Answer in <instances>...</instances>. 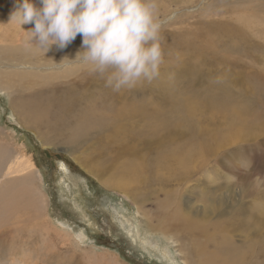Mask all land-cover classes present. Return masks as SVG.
I'll list each match as a JSON object with an SVG mask.
<instances>
[{
  "label": "rangeland",
  "instance_id": "rangeland-1",
  "mask_svg": "<svg viewBox=\"0 0 264 264\" xmlns=\"http://www.w3.org/2000/svg\"><path fill=\"white\" fill-rule=\"evenodd\" d=\"M31 2L41 6L40 0ZM22 3L0 0L8 7L6 19L0 20V75L16 85L0 90V163L1 156L9 160L0 169V198L22 182L35 185L41 199L37 215L16 211L0 225V264H264V0H158L164 60L154 81H167L173 89L164 98L162 90L154 92L150 101L139 98L144 85L137 84L130 90L135 96L124 105L141 104L147 112L162 109L166 99V110L176 115L177 97L186 98L193 108L186 113V137H172L170 149L187 151L188 158L183 171L174 166L152 172L137 187L124 181V186H106L115 153L106 157L101 147L95 149L96 132L71 146L60 138L67 131H49L41 121L27 126L14 107L19 96L26 99L55 87L61 94L75 92L88 115L106 88L105 79L81 59L73 61L82 51L79 34L65 49L54 45L45 55L4 49L9 44L1 38L3 31L11 33L15 26L21 33L34 24L22 29L7 24ZM216 25L239 28L244 37L222 42L226 39L207 30ZM181 35L202 41L206 53L199 58L173 51L171 42ZM247 49L262 61L230 64L245 59ZM216 52L229 61H211L209 53ZM32 59L41 64H24ZM21 71L33 73L26 86L13 76ZM132 122L121 124L129 131ZM8 167L15 172L4 176Z\"/></svg>",
  "mask_w": 264,
  "mask_h": 264
},
{
  "label": "bare ground",
  "instance_id": "bare-ground-1",
  "mask_svg": "<svg viewBox=\"0 0 264 264\" xmlns=\"http://www.w3.org/2000/svg\"><path fill=\"white\" fill-rule=\"evenodd\" d=\"M7 8L6 6L0 5V20L2 21L6 19L3 12H6L8 10ZM9 22L10 21L7 20V24H9ZM2 26L0 25V31ZM26 26L30 27L21 30V33L16 31L15 26L11 29V33H6V31L1 33V38H6L9 44L8 46L4 45L5 50L17 51L19 48H28L23 46L26 45L28 39V34L25 32L33 29L34 24ZM207 30L212 34H216V36H220L221 40L226 39L222 42L229 41L228 43L230 44H232L234 40L241 41L244 37V34L239 31V28L228 25H216L208 27ZM177 38L178 39L174 42L170 41L173 51L178 53H190L192 56H200L199 58H201V52L206 53V47H202V41L198 42L199 40L195 39H191L190 41L184 40L182 35ZM167 45L170 46V44ZM209 45L214 46L215 42L209 43ZM231 50L234 51V49ZM244 53L246 54L245 59L240 57L234 58L230 61V64H234L235 60L237 64H242L245 63L246 60L250 63H255L261 62L263 59L259 56H251L248 49L244 50ZM209 54L212 57L210 60L213 62L227 63L229 61L228 56H217L218 52ZM31 62H34L33 65L41 64L39 60L35 59L31 61L26 60L24 64L27 65L26 63L30 64ZM227 72L228 71L225 72V76ZM32 74V71H21L13 73V76L20 80L22 79L26 86V79L30 78ZM4 76L12 77L11 74ZM139 84L144 85V89H142L143 92L140 90L137 91L139 98L142 99L144 96H149L150 101L154 100L152 99L154 92L162 90L163 97V95L167 96V92H172L173 89V87L170 89V84L167 81L156 82V80H152L151 82L145 81V83L142 82ZM13 86L16 85L9 81H3L0 75V90H10ZM130 90L131 89H127L125 91L129 95L127 96L121 91H113L110 87L104 88L99 95L100 103L91 106L93 111H90L88 115H86V108L82 107L75 92L68 91L61 94L55 87L46 89V93L31 94L26 99L19 96L17 100L20 102L14 104V107H17L16 109H18L27 126L34 127V123H39L41 121L49 131H67V134L60 135V138L62 137L61 140L71 146L76 147L79 141L84 142L85 139L88 140L89 137L96 132L94 140L96 141L95 149L101 147L106 157H111L115 153V156L109 161L108 171H110L111 174L109 179L105 181L106 186H108L107 183L110 182H116L124 186L126 185L124 182H126L128 185L137 187V185L139 186V184L146 181L148 179L147 177H149L152 172H168L171 171L174 166L177 167L175 169L178 171L184 170V165L188 158L187 151L174 154L172 149H170L171 138L174 136H177L179 139H183L184 136L186 137V131L183 130L184 123H188L186 113L193 111V108L189 106V101H186V98H181L179 95L175 96H179L177 98L180 100V103L177 104L180 105V107L177 109L176 115H174V109L173 113L171 109L166 110L168 104L166 99L163 100L162 109L164 110H155L157 107H154L155 109H151V111L147 110L146 112L145 106H141V104L139 106L136 104L135 106L137 107H128L124 105L125 101L131 100L136 94L135 92L130 93ZM119 104L122 106H118ZM124 119H127L128 122H130V120L133 121V131H128L123 128L121 121ZM132 132L135 134H132ZM34 134L36 133L34 132ZM96 134L98 136H96ZM38 138L43 142H41L42 144L46 145L44 140L39 136ZM187 142L190 145V137ZM151 153L156 155L154 159L150 158ZM1 161L0 169L9 162L8 157L3 156H1ZM30 167H33V164H27L26 168L29 169ZM14 170L15 169L8 167L4 176L12 175L15 172ZM144 175H146V178ZM31 176L32 174L30 177ZM93 177L97 178V175ZM30 180L31 179H25V182H29ZM21 184L22 182H18L14 188H11L0 198V225L13 219L16 211L24 212L26 215L29 214L30 211H33L37 215L38 208L40 207L39 201L41 199V197L38 196V188H36L35 185L33 188H30L29 186L27 187ZM16 214L17 213H15V215ZM7 232V237L10 238L12 235L10 231ZM2 234H5V232ZM183 263L188 264L186 260H184Z\"/></svg>",
  "mask_w": 264,
  "mask_h": 264
},
{
  "label": "clouds",
  "instance_id": "clouds-1",
  "mask_svg": "<svg viewBox=\"0 0 264 264\" xmlns=\"http://www.w3.org/2000/svg\"><path fill=\"white\" fill-rule=\"evenodd\" d=\"M37 7L23 0L9 23H34L26 47L44 55L52 46L65 49L77 35L82 51L77 59L91 73L119 92L159 75L164 60L158 0H40ZM22 29V28H21Z\"/></svg>",
  "mask_w": 264,
  "mask_h": 264
}]
</instances>
